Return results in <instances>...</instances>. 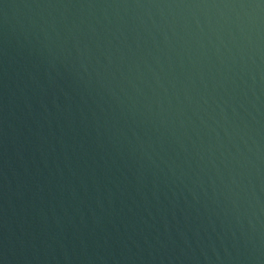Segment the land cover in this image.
Masks as SVG:
<instances>
[{
    "label": "water",
    "instance_id": "water-1",
    "mask_svg": "<svg viewBox=\"0 0 264 264\" xmlns=\"http://www.w3.org/2000/svg\"><path fill=\"white\" fill-rule=\"evenodd\" d=\"M0 264H264V0H0Z\"/></svg>",
    "mask_w": 264,
    "mask_h": 264
}]
</instances>
